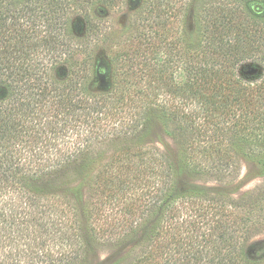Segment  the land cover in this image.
I'll return each instance as SVG.
<instances>
[{"label":"trees","instance_id":"obj_1","mask_svg":"<svg viewBox=\"0 0 264 264\" xmlns=\"http://www.w3.org/2000/svg\"><path fill=\"white\" fill-rule=\"evenodd\" d=\"M192 1L143 0L149 29L97 61L107 33L94 9L127 0H0V264L78 263L86 253L80 215L62 181L88 178L99 159L45 179L82 155L79 145L108 129L134 137L153 116L178 145L176 161L139 143L112 155L97 177L102 198L146 185L142 216L156 218L131 257L112 264H264L247 253L264 234V182L235 199L196 186L198 178L182 181L188 173L222 182L243 161L264 173V24L242 0H213L195 7L198 43L190 46L181 24ZM166 6L180 36L161 58L155 27ZM246 63L262 73L246 79ZM95 75L110 78V89L90 91Z\"/></svg>","mask_w":264,"mask_h":264},{"label":"rangeland","instance_id":"obj_2","mask_svg":"<svg viewBox=\"0 0 264 264\" xmlns=\"http://www.w3.org/2000/svg\"><path fill=\"white\" fill-rule=\"evenodd\" d=\"M137 1L139 2L136 3ZM211 1L213 0L192 1L188 8L189 15L181 24L182 38L185 41L184 44L193 46L198 43L194 9L198 6L202 7L201 10L203 11ZM256 7H260V12L256 11ZM242 9L253 21L264 24L262 0H242ZM145 13L146 7L143 5V0H127L124 7L114 11L101 5L96 6L94 15L106 21L104 33H107V41H101L99 44V49L96 53L97 61H101L102 57H108L111 51L120 50L119 48L121 47H129L131 42L139 36V33L148 30L150 18L148 17L149 21L144 20ZM163 13L158 27L155 28H158L159 31L160 56L163 58L165 53L166 58H168L174 54L175 50H173V45L180 36L178 32L179 23L176 21L174 13L172 14L170 11V7H164ZM136 19L141 23L134 24ZM73 23L75 35L79 37L83 36L85 26L82 20L75 18ZM126 43L127 45L122 46ZM40 55L42 57L43 53L41 52ZM122 60L124 59L121 58L119 62L122 63ZM240 72L246 79L254 80L257 75L262 73V68L257 64L246 63L240 69ZM67 74V67H63L61 78L64 79ZM93 80L94 82L90 86V91L95 93L105 87L110 89L112 84L110 78L99 75H95ZM127 113L131 114L133 112L127 107ZM109 131L110 129L106 133H102V136L96 140L76 147L77 150H84L83 154L67 163L65 165L66 167L62 169L58 168L60 171L56 170L55 172H58L57 174H53L52 172L45 179L49 181L52 179V176H60L58 178H61L62 171L68 172L76 167H82L93 156L99 159V162L92 166V170L88 173L85 171L89 175L88 178L84 180H78L76 178L64 179L62 181L64 183L69 182L67 189L63 193H66L80 215L83 245L86 253L76 264H112L122 258L128 260L131 257V250L141 243L147 230L155 225L156 218H153L147 223L146 220H149V217L142 216L147 198L146 185L141 184L135 189H130L127 193L121 192L118 194L116 192V196L114 195L115 192H109L106 198L97 195V187L101 183L97 177L103 173L105 170L103 166L109 162L112 155L121 152L127 146H137L141 143L143 149L151 147L155 150L158 149L173 162L176 161L177 155L179 156L178 145L166 134L164 126L155 116H153V120L148 128H142L134 137L122 135L111 136L107 133ZM74 147L72 146V148ZM67 167L69 169H66ZM111 174H113V171H109L106 178H109ZM188 178L189 181L190 178H198L197 181H194L195 185L211 194L222 193L238 199L261 185L264 182V173L259 167L243 161L239 172L222 182L205 177H196L188 173L183 175L182 181L185 182V179ZM62 182L59 185H62ZM111 195H114V197ZM96 207H99V209L97 210ZM132 221H134L133 229H135L136 233L133 232L134 234L130 235L133 231L130 229V223ZM128 235L130 236L128 237ZM261 250H264V234L254 237L247 245V253L253 259L264 258V255H258V252Z\"/></svg>","mask_w":264,"mask_h":264},{"label":"clouds","instance_id":"obj_3","mask_svg":"<svg viewBox=\"0 0 264 264\" xmlns=\"http://www.w3.org/2000/svg\"><path fill=\"white\" fill-rule=\"evenodd\" d=\"M101 72L103 73V70H101ZM258 255H264V250H261L260 252H258Z\"/></svg>","mask_w":264,"mask_h":264}]
</instances>
